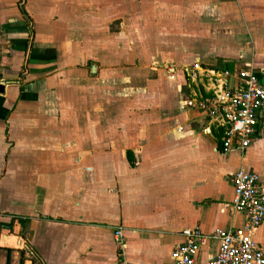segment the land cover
Masks as SVG:
<instances>
[{
    "label": "crops",
    "instance_id": "1",
    "mask_svg": "<svg viewBox=\"0 0 264 264\" xmlns=\"http://www.w3.org/2000/svg\"><path fill=\"white\" fill-rule=\"evenodd\" d=\"M259 2L238 62L175 60L168 73L105 56L115 44L94 25L116 16V0H0V264H119L118 229L130 264H171L197 228L206 237L198 264H207L219 253L216 231L244 230L232 180L245 171L264 181V115L249 149L225 153L187 106L213 82L188 73L196 63L264 71ZM253 240L264 249V222Z\"/></svg>",
    "mask_w": 264,
    "mask_h": 264
},
{
    "label": "rangeland",
    "instance_id": "2",
    "mask_svg": "<svg viewBox=\"0 0 264 264\" xmlns=\"http://www.w3.org/2000/svg\"><path fill=\"white\" fill-rule=\"evenodd\" d=\"M116 1V16L96 19L94 26H102L100 42L115 44L105 56L125 57L131 68L142 61L169 73L175 60L190 66L204 57L217 66L236 63L239 52L251 50L252 24L259 21V0ZM188 89L182 90L185 96Z\"/></svg>",
    "mask_w": 264,
    "mask_h": 264
},
{
    "label": "built area",
    "instance_id": "3",
    "mask_svg": "<svg viewBox=\"0 0 264 264\" xmlns=\"http://www.w3.org/2000/svg\"><path fill=\"white\" fill-rule=\"evenodd\" d=\"M206 75L213 82L205 97L187 102L189 108L205 117L203 134L221 135L225 153L249 149L257 138L264 115V71L247 68L232 74L226 69L208 71L199 63L192 66L189 78ZM182 133V130H178ZM235 213L246 216L244 230L216 231L212 238L220 243L219 253L207 264H264V249L253 240L254 232L264 222V181L255 174L240 171L233 176ZM185 241L176 246L171 264H198V255L206 237L199 228L184 233ZM119 264H130L124 256L123 231L115 233Z\"/></svg>",
    "mask_w": 264,
    "mask_h": 264
},
{
    "label": "water",
    "instance_id": "4",
    "mask_svg": "<svg viewBox=\"0 0 264 264\" xmlns=\"http://www.w3.org/2000/svg\"><path fill=\"white\" fill-rule=\"evenodd\" d=\"M32 43H33V36L31 37V46H32ZM31 46H30V48H31ZM93 70H95V69H93ZM5 86H6L5 83H0V95H3Z\"/></svg>",
    "mask_w": 264,
    "mask_h": 264
},
{
    "label": "trees",
    "instance_id": "5",
    "mask_svg": "<svg viewBox=\"0 0 264 264\" xmlns=\"http://www.w3.org/2000/svg\"><path fill=\"white\" fill-rule=\"evenodd\" d=\"M219 136H220V138H221V135H219ZM220 138H219V139H220Z\"/></svg>",
    "mask_w": 264,
    "mask_h": 264
}]
</instances>
